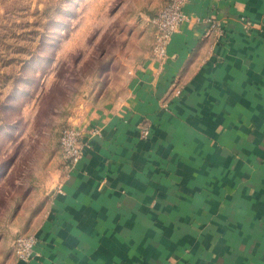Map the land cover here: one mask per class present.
Wrapping results in <instances>:
<instances>
[{"label": "crops", "instance_id": "crops-1", "mask_svg": "<svg viewBox=\"0 0 264 264\" xmlns=\"http://www.w3.org/2000/svg\"><path fill=\"white\" fill-rule=\"evenodd\" d=\"M185 11L164 61L150 49L118 97L77 104L100 136L56 170L34 256L9 264H264V0Z\"/></svg>", "mask_w": 264, "mask_h": 264}, {"label": "rangeland", "instance_id": "rangeland-1", "mask_svg": "<svg viewBox=\"0 0 264 264\" xmlns=\"http://www.w3.org/2000/svg\"><path fill=\"white\" fill-rule=\"evenodd\" d=\"M168 0H0V264L32 233L62 177L59 130L85 99L118 97ZM60 178V177H59Z\"/></svg>", "mask_w": 264, "mask_h": 264}, {"label": "built area", "instance_id": "built-area-1", "mask_svg": "<svg viewBox=\"0 0 264 264\" xmlns=\"http://www.w3.org/2000/svg\"><path fill=\"white\" fill-rule=\"evenodd\" d=\"M187 0H168L159 7L153 15L147 18L148 25L153 31L152 55L158 61L166 58L167 44L171 35L188 19L185 11ZM211 26H217L212 22ZM175 89V83H173ZM179 93V90H175ZM140 136L145 138L150 133L147 122L138 125ZM98 125L87 126L72 122L59 130L58 144L62 159V172L66 173L82 158L83 150L100 136ZM38 238L34 233L17 234L11 243L12 251L17 260L29 261L35 254Z\"/></svg>", "mask_w": 264, "mask_h": 264}]
</instances>
